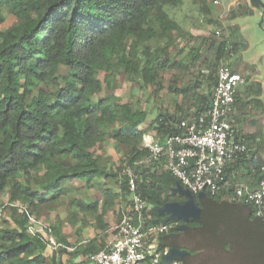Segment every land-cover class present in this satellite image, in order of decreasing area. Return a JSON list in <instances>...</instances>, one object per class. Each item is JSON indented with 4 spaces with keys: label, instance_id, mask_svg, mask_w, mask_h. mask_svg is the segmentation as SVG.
<instances>
[{
    "label": "trees",
    "instance_id": "1",
    "mask_svg": "<svg viewBox=\"0 0 264 264\" xmlns=\"http://www.w3.org/2000/svg\"><path fill=\"white\" fill-rule=\"evenodd\" d=\"M192 2L201 13H208L205 0ZM182 3L0 0V264H56L54 254L46 253L48 241L31 236L27 228L29 217L39 219L44 207L65 199L80 212L93 216V229L105 233L109 229L105 217L112 203V189L104 192L101 201L83 199L80 193L98 190L103 180L107 185L117 184L121 195L130 196L126 169L136 175L137 193L147 201L151 223L165 218L155 214L157 207L186 201L175 191L178 181L161 166H134L149 155L142 146L144 135L152 132L162 141L166 135L178 133L176 125L181 115L164 112L146 122V113L110 92L122 70L129 82L136 77L144 86L155 82L167 64V50L181 33L168 9ZM251 13L246 5L238 3L229 10L227 19ZM9 16L15 21L6 26ZM153 40L164 46L151 47ZM211 45L217 61L228 57L229 46L235 48L228 38ZM208 99V94L197 93L198 107ZM237 102L236 96L235 107ZM238 134L247 143L251 138ZM109 141L117 148L116 162L105 157ZM253 159L252 153L250 159L236 160L226 169V176L243 160L259 170ZM220 194L228 199L230 192L212 197L206 194L196 199V205L200 207V202L215 200ZM229 203L246 209L247 217L253 218L249 206ZM4 216L7 220L2 221ZM249 219L251 225L246 229L255 232L254 236L264 235L263 221ZM48 227L57 243L64 242ZM99 237L80 243L68 258L88 263L90 254L105 245L97 244Z\"/></svg>",
    "mask_w": 264,
    "mask_h": 264
},
{
    "label": "built area",
    "instance_id": "2",
    "mask_svg": "<svg viewBox=\"0 0 264 264\" xmlns=\"http://www.w3.org/2000/svg\"><path fill=\"white\" fill-rule=\"evenodd\" d=\"M221 0H211L215 6ZM219 36V33H217ZM229 46L228 56H233ZM244 77L234 72L228 64H220L212 89L210 104L202 112L185 118L186 124L176 125L179 132L166 135L162 141L150 134L143 137L142 146L149 155L134 166L156 164L174 177L183 190L196 199L199 194L215 196L219 192H230L228 200L249 206L253 217L264 223V164L259 166V178L255 187L232 182L226 169L238 159H250L251 149L236 129L235 100ZM130 200L123 209L120 220L111 230L112 237L103 248L90 254L89 264H183L170 255L171 248L158 245L157 238L168 231H179L178 221L150 222L147 201L137 193L136 175L126 169ZM16 206V205H12ZM27 231L48 241L54 251L64 248L51 234V228L38 219L29 217ZM177 231V232H179Z\"/></svg>",
    "mask_w": 264,
    "mask_h": 264
},
{
    "label": "rangeland",
    "instance_id": "3",
    "mask_svg": "<svg viewBox=\"0 0 264 264\" xmlns=\"http://www.w3.org/2000/svg\"><path fill=\"white\" fill-rule=\"evenodd\" d=\"M205 3L209 9L207 14L201 13L192 0H183L180 7L169 8L168 14L179 24H185V26L192 28L208 29L210 39H213L211 41L215 44L227 39L226 29H229L227 26L236 27L235 31L237 33L230 38V42L235 43L233 56H235L237 61L245 63H250L252 60L254 63L252 69L258 72L257 78L260 81L264 80V0H253L250 2L249 0H221L217 6L213 5L211 0H205ZM238 3L246 5L252 10V13L248 16L227 19L229 10ZM14 21L9 16L5 25L11 26ZM217 33H219V36ZM179 37L180 35L175 36L174 42L167 50V64L154 83L144 86L137 77L135 81L129 82L123 70L115 77L114 88L110 92L117 96L121 102L131 103L136 109L146 113V122L153 121L159 114L165 112L172 115L176 114L177 116L181 115L182 120L179 125L186 124L185 118L194 112L193 107L196 103L198 90H201V93L208 94L209 97L211 96L212 91L208 89V86L213 84L216 72L220 64H223L216 60V51L211 45L212 42L202 54L197 51L196 55L189 57L187 52L184 53V47H180L179 42L177 43ZM194 39H191L187 44L197 45L199 38ZM236 40L239 45L236 44ZM155 44L164 46L154 40L150 45L154 47ZM139 52L141 55V47ZM138 59L143 60L144 57L140 58L138 56ZM240 75L244 77L245 82L239 87L238 92L243 95L242 91L248 77L243 74ZM185 90L186 92H183ZM104 154L105 157L111 158V162H116L119 158L117 148L111 141L106 143ZM257 164L263 165L264 159L260 158ZM237 183L245 184L244 182ZM76 185L80 184L76 183ZM108 189H112L110 191L112 203L105 217L109 227L105 233L93 229V216L80 212L76 207L69 204L68 199L59 201L56 204H50L42 209V213L38 215V220L44 225H50L56 237L59 235L60 238L64 239V242H60V244L65 248H61L54 253H51L54 251L52 248H48L46 251L47 255L54 254L56 264H80V262L68 258V253L73 248L97 235L100 237L95 241L101 246L111 239V229L118 224V220L123 209L128 204L130 196L121 195L117 184L107 185L105 182L103 183V180L100 181L98 190L82 191L80 195L84 197L83 199L89 201L95 198L101 201L104 192ZM161 210L162 206L160 208L157 207L153 211L159 218H164L165 216L160 215ZM3 220H7V217L4 216ZM167 246L170 245L168 244Z\"/></svg>",
    "mask_w": 264,
    "mask_h": 264
},
{
    "label": "crops",
    "instance_id": "4",
    "mask_svg": "<svg viewBox=\"0 0 264 264\" xmlns=\"http://www.w3.org/2000/svg\"><path fill=\"white\" fill-rule=\"evenodd\" d=\"M178 23V22H177ZM179 24V23H178ZM180 37L177 39L180 47H184V53L190 56L196 55V52L203 53L212 42L208 29L192 28L179 24ZM227 38L230 40L237 33L236 27L227 26ZM232 29H234L232 31ZM199 38L197 45L187 44L191 39ZM236 44L239 45L236 40ZM237 45V46H238ZM192 49V51L189 50ZM228 64L236 73L246 75L248 77L243 95L237 92L238 102L236 104V129L242 135L250 136L248 139L249 147L253 153L254 161L257 163L260 158L264 159V80L257 78V71L253 70L254 63H245L237 61L235 56L222 57L220 63ZM215 80V78H214ZM209 84L211 91L214 87ZM212 83V82H211ZM239 90V89H238ZM201 93V90H198ZM204 94V93H203ZM211 97V96H210ZM210 97L202 107H198L197 103L193 107L194 110L205 108L210 104ZM150 136L155 135L149 132ZM154 139H157L154 137ZM252 155V154H251ZM246 163L234 164L229 170L228 177L232 182H244L250 187H255L259 178V170L256 165ZM259 165V164H258ZM200 209L203 212V219L199 221V226L189 227L190 230L200 231L206 229L216 243L204 242L200 246H179L175 242V237L181 234H187L186 231L175 232L157 238L158 245L167 246L169 248H180L184 253H188L189 258L193 259L195 264H200L204 258L209 257L217 252L219 246L222 253L216 260L215 264H264V235H254L246 229L251 223L248 221L247 210L234 206L229 203L224 194H220L215 200H206L200 202ZM251 222L257 220L253 217L249 219ZM263 240V241H262ZM183 264H188L182 261Z\"/></svg>",
    "mask_w": 264,
    "mask_h": 264
},
{
    "label": "water",
    "instance_id": "5",
    "mask_svg": "<svg viewBox=\"0 0 264 264\" xmlns=\"http://www.w3.org/2000/svg\"><path fill=\"white\" fill-rule=\"evenodd\" d=\"M253 1V0H249ZM175 191L183 195L186 199L183 203H167L164 204L160 215L165 216V221L179 220L183 222V225L180 227L181 230L186 231L187 234H181L175 237V242L179 246H200L204 242L216 243L213 238L210 236L209 232L206 229L200 231L190 230L187 226L188 223L201 221L203 219V212L196 205V198L188 191L183 190L181 186L177 183ZM203 197L202 194H199L197 198ZM222 253V249L218 248L217 252L213 255H210L207 258H204L200 264H215L216 260ZM176 258L180 261H185L188 264H195L194 260L189 258L187 253H184L180 248H171L170 255L165 259V261H170L171 259Z\"/></svg>",
    "mask_w": 264,
    "mask_h": 264
},
{
    "label": "flooded vegetation",
    "instance_id": "6",
    "mask_svg": "<svg viewBox=\"0 0 264 264\" xmlns=\"http://www.w3.org/2000/svg\"><path fill=\"white\" fill-rule=\"evenodd\" d=\"M188 254V253H187Z\"/></svg>",
    "mask_w": 264,
    "mask_h": 264
}]
</instances>
